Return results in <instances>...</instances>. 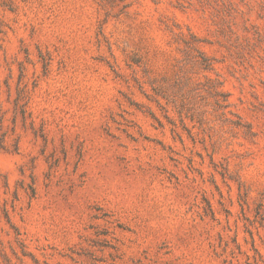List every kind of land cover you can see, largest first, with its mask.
<instances>
[{
  "label": "rangeland",
  "instance_id": "rangeland-1",
  "mask_svg": "<svg viewBox=\"0 0 264 264\" xmlns=\"http://www.w3.org/2000/svg\"><path fill=\"white\" fill-rule=\"evenodd\" d=\"M0 264H264V0H0Z\"/></svg>",
  "mask_w": 264,
  "mask_h": 264
}]
</instances>
